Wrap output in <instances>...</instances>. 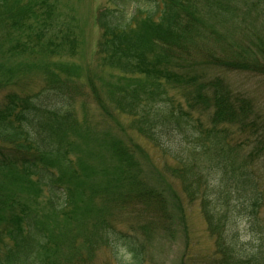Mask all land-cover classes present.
<instances>
[{"label": "trees", "instance_id": "obj_1", "mask_svg": "<svg viewBox=\"0 0 264 264\" xmlns=\"http://www.w3.org/2000/svg\"><path fill=\"white\" fill-rule=\"evenodd\" d=\"M139 1L107 0L96 10L91 75L68 60L80 39L67 2L0 0V87L23 71L43 81L36 92H9L0 101V264H88L97 247L109 251L104 264H145L143 222L132 233L114 227L101 207L104 189L143 205L151 221H165L157 213L163 192L139 179L136 144L89 123L84 101L78 115L83 77L99 110L127 116V130L149 141L183 196L199 202L214 242L207 264H264V125L251 98L221 74L264 75V33L241 46L209 25L213 16L236 20L239 11L264 15V0ZM209 39L213 46H205ZM25 54L31 62L6 65ZM251 139L257 144L248 149ZM80 148L96 153L92 166ZM72 150L81 154L72 158ZM97 172L103 187L91 180ZM242 219L249 239L235 227Z\"/></svg>", "mask_w": 264, "mask_h": 264}, {"label": "rangeland", "instance_id": "obj_2", "mask_svg": "<svg viewBox=\"0 0 264 264\" xmlns=\"http://www.w3.org/2000/svg\"><path fill=\"white\" fill-rule=\"evenodd\" d=\"M63 1L69 4L72 13L77 18L76 23L79 25L78 29L74 28L79 33V50L74 57H68V60H73V62L83 65L86 70L91 69V75H93L94 66L97 64L96 42L100 34V29L95 22L94 16L99 7L107 4V0ZM150 1L140 0L139 4L142 7H149ZM60 12L62 14L66 13L69 12V9H67L66 5H62ZM253 14L254 11L252 15L241 14V11H239L234 17L236 20L225 22L213 16L209 21V25L219 34L227 36L229 41L234 40L241 46L251 45L250 41L255 42L257 35L264 33V15L260 12L256 13V16ZM205 42V46H213L211 45L213 44V39L206 40ZM218 48L223 50L222 46ZM216 51L219 52L217 48ZM20 61L28 63L31 62V59L27 54L18 55L11 57L5 63L8 66H14ZM219 71L216 70L215 73ZM221 74L231 88L251 98L255 110L260 116L259 121L264 125V75L246 71H227L221 72ZM18 75H21L20 78H12L11 81L0 87V101L9 92H17L18 94L36 92L43 83L42 79L33 70L19 72L15 77ZM83 82L84 86L80 87L76 102L78 115L82 114L81 102L84 101L89 123L99 130H110L114 136L120 137L122 140L128 142L130 146L136 144L139 150H133L132 158L140 165L139 179L144 180L143 182L146 185L162 191V195L164 196L161 201H157V209H159L157 213L161 216L162 220H165L159 222L151 221V217L153 216L150 212L145 211L143 205L130 201L128 198L115 195L116 192L113 190L104 189L103 192L107 196L101 202V207L105 206V212L108 214L107 219L111 220L114 227L127 233H132L133 229H136V222H143L144 231L140 229L139 232L144 237L145 242L147 241L145 248L148 251V257L146 256L145 264H207L210 260V255L213 253L214 242L207 231L199 202L189 201L183 196L180 191V183L163 170V164L167 160L159 157L153 145L142 136L131 130H127L126 123L128 117L120 115V113H114L110 114L112 116L111 119L109 114L100 111L84 77ZM93 83L95 86H98L99 81L96 80ZM108 110L111 111L110 109ZM204 120L207 121L206 116ZM252 140L251 142L254 143L250 144L248 149L257 144L256 141ZM90 145L92 146V144ZM80 149L84 159L92 166L94 161L97 160L96 153L85 152L83 148ZM72 152L70 153V157L72 158L81 154V152L74 150ZM100 154L110 165L117 163L110 153L100 152ZM90 177L97 185L104 186L105 181L101 173L91 174ZM37 201L39 207L44 208L46 206L47 190L45 186H42V190L37 196ZM141 213H145L146 215L139 216ZM132 219L134 220L132 221ZM156 222L159 225L153 224ZM161 225L165 228H162ZM235 227L238 228L243 239L252 237L248 229L247 220H238ZM93 254V259L88 264H104L106 260H111L109 251L105 247H97V250ZM112 264H115V262L112 261Z\"/></svg>", "mask_w": 264, "mask_h": 264}]
</instances>
